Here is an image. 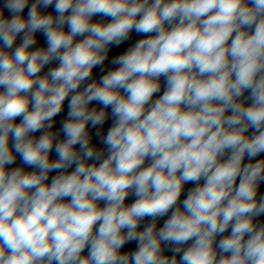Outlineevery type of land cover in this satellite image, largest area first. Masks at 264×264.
I'll return each mask as SVG.
<instances>
[{
	"label": "clouds",
	"instance_id": "obj_1",
	"mask_svg": "<svg viewBox=\"0 0 264 264\" xmlns=\"http://www.w3.org/2000/svg\"><path fill=\"white\" fill-rule=\"evenodd\" d=\"M260 153L264 0L0 3V264H264V159L244 163ZM17 154L34 170H10Z\"/></svg>",
	"mask_w": 264,
	"mask_h": 264
},
{
	"label": "water",
	"instance_id": "obj_2",
	"mask_svg": "<svg viewBox=\"0 0 264 264\" xmlns=\"http://www.w3.org/2000/svg\"><path fill=\"white\" fill-rule=\"evenodd\" d=\"M3 0H0V3H2ZM34 2V0H29V6L31 5V3ZM41 11L43 13H53L55 14V10H54V5L52 6H49L48 8H41ZM27 12H28V8H25L24 10V16L26 17L27 16ZM6 14L7 11H6ZM110 19L109 17H102V16H95L93 17V20L94 21H103L105 23L107 22H110ZM65 29L67 30V25H65ZM37 36H38V44L36 46H45L46 47V38L43 36L42 33H37ZM144 38L143 34H140V33H136L135 31H133L129 38L122 42L120 45H112L110 46V50H109V55L107 57V59L105 60V62L102 64V65H99L97 66L94 70H93V79L94 80H98L103 74H105L107 71L113 69V68H116L118 67V65H114L112 64V60L122 54L124 51H126L129 47L133 46L139 39H142ZM81 39V37H77V40ZM21 42V39L20 37L17 38V41L16 43L19 44ZM34 46V47H36ZM56 64H58L57 61H53L51 64L49 65H46L45 68L42 70V74L43 73H46L48 71L49 68L51 67H54L56 66ZM91 81H86L82 86H81V89L86 86L87 83H89ZM165 90V81H164V78L161 77V90L160 92L156 93L155 96L153 97V99H156L158 98L160 95L163 94V91ZM248 96V92H245L244 94V97H242L241 99H244L245 100V103H251L250 100H247L246 97ZM93 106H96V107H102L100 105H97L96 102H93ZM67 112H68V100L66 99L65 101V104H64V107L62 109V111L56 116L54 117V125H53V129H51L52 131H59L60 128H61V122L63 120H65L67 118ZM108 112H109V119L106 121V123L103 125V126H98V127H101L103 129V134H106V131L107 129L111 126L112 124V118H111V110L108 109ZM19 119V118H18ZM47 130V129H46ZM89 131H90V135L93 136V142L96 143L99 147L101 148H104V146L102 144L99 143V139L95 136V133H96V129H93L91 127V125H89ZM254 133V129H249L248 130V135H252ZM42 133L41 132H36V133H33L32 135L36 138H39V136L41 135ZM63 138V133L60 132L59 136H57V140L59 139H62ZM11 142V141H10ZM77 148L79 147L78 145L76 146ZM105 151V156L107 155V150L106 148L104 149ZM227 153L224 157V159L227 158ZM51 158L52 159H57L58 157L56 156V153H55V150L53 149V152L50 154ZM261 159H264V153H260L258 156L256 157H253L251 158V161L249 160L248 156L246 155L245 156V159H244V163H249V162H256L258 160H261ZM91 163V161H89ZM151 161L149 160H146L145 161V166H147ZM10 170L11 169H14L16 167H23L26 171H33L34 169L30 168L29 166L23 164L22 160L20 159L19 155L17 154V157H16V161L14 164L12 165H8L7 166ZM74 170V166L72 168H69L67 171H72ZM57 174V172L54 170L53 172H51L49 174V178H48V181H46L47 183H51V180L52 178ZM200 183H203V181H201ZM239 183V178L237 180V184ZM195 186V184H193L192 182H189V183H186L184 185V190L181 194V197H180V201L182 202L183 199L186 198L189 190L191 188H193ZM259 196H264V181H262L259 185V190H258V197ZM136 197L134 195H129L126 199V204H131L135 201ZM104 202H100V206H103ZM169 216L171 215V212H169L168 214ZM168 218V216H165V217H162L160 218L158 221H157V227H162L163 226V223L166 221V219ZM151 222V218H145L144 221L141 222V229L146 226L148 223ZM191 243V241L189 242V244ZM188 245H185V247H187ZM136 248V242L135 241H132V242H129L127 243L124 248L122 249V251H134ZM171 246H165V251H166V254L168 255H171ZM87 252V249L85 250Z\"/></svg>",
	"mask_w": 264,
	"mask_h": 264
}]
</instances>
